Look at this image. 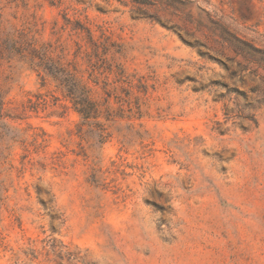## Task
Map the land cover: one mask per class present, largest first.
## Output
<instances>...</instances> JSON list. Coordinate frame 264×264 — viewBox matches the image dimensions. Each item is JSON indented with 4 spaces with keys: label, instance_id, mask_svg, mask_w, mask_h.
Returning <instances> with one entry per match:
<instances>
[{
    "label": "rangeland",
    "instance_id": "obj_1",
    "mask_svg": "<svg viewBox=\"0 0 264 264\" xmlns=\"http://www.w3.org/2000/svg\"><path fill=\"white\" fill-rule=\"evenodd\" d=\"M0 264H264V0H0Z\"/></svg>",
    "mask_w": 264,
    "mask_h": 264
},
{
    "label": "trees",
    "instance_id": "obj_2",
    "mask_svg": "<svg viewBox=\"0 0 264 264\" xmlns=\"http://www.w3.org/2000/svg\"><path fill=\"white\" fill-rule=\"evenodd\" d=\"M87 103H88V100L87 99H83V102H77V104H79V107L77 108L78 112H80L83 115L86 114L85 108H83V107H85V105Z\"/></svg>",
    "mask_w": 264,
    "mask_h": 264
}]
</instances>
